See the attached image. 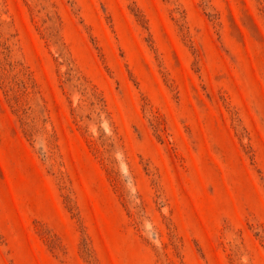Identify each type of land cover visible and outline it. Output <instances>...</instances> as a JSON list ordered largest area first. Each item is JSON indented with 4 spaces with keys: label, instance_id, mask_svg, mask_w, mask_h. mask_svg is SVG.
<instances>
[{
    "label": "rangeland",
    "instance_id": "rangeland-1",
    "mask_svg": "<svg viewBox=\"0 0 264 264\" xmlns=\"http://www.w3.org/2000/svg\"><path fill=\"white\" fill-rule=\"evenodd\" d=\"M0 264H264V0H0Z\"/></svg>",
    "mask_w": 264,
    "mask_h": 264
}]
</instances>
